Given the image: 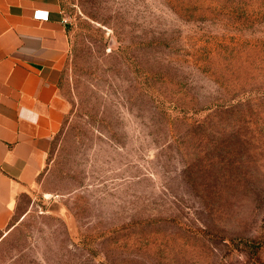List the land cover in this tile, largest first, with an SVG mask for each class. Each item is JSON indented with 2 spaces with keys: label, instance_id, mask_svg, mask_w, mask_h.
I'll list each match as a JSON object with an SVG mask.
<instances>
[{
  "label": "rangeland",
  "instance_id": "1",
  "mask_svg": "<svg viewBox=\"0 0 264 264\" xmlns=\"http://www.w3.org/2000/svg\"><path fill=\"white\" fill-rule=\"evenodd\" d=\"M59 7L67 112L0 264H264V0Z\"/></svg>",
  "mask_w": 264,
  "mask_h": 264
},
{
  "label": "crops",
  "instance_id": "2",
  "mask_svg": "<svg viewBox=\"0 0 264 264\" xmlns=\"http://www.w3.org/2000/svg\"><path fill=\"white\" fill-rule=\"evenodd\" d=\"M35 11L48 12V20L34 19ZM69 48L59 0H0V241L63 127L60 80Z\"/></svg>",
  "mask_w": 264,
  "mask_h": 264
},
{
  "label": "built area",
  "instance_id": "3",
  "mask_svg": "<svg viewBox=\"0 0 264 264\" xmlns=\"http://www.w3.org/2000/svg\"><path fill=\"white\" fill-rule=\"evenodd\" d=\"M33 18L39 21H47L48 20V12L46 11H35L33 14Z\"/></svg>",
  "mask_w": 264,
  "mask_h": 264
}]
</instances>
